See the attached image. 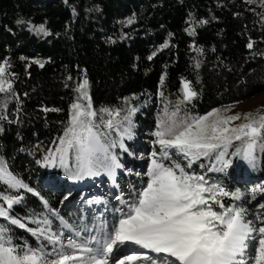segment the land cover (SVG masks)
Masks as SVG:
<instances>
[{
    "label": "trees",
    "instance_id": "1",
    "mask_svg": "<svg viewBox=\"0 0 264 264\" xmlns=\"http://www.w3.org/2000/svg\"><path fill=\"white\" fill-rule=\"evenodd\" d=\"M129 18L132 23H125ZM18 19L24 23L18 24ZM40 24L47 35L32 30V25ZM190 25L192 31H185ZM165 41L167 46L161 47ZM250 41L251 49L247 47ZM5 61L9 73H15L16 96L0 112L7 117L0 119V157L56 210L58 195L41 185L57 169L44 168L36 161L60 134L79 82L88 80L97 110L123 108L125 97L137 108L132 116L134 136L124 141L128 151L116 150L125 158L144 129L155 130L163 101H176L182 79L190 81L198 93L189 105L194 113L264 95V6L261 0H0V63ZM256 156L254 170L233 158L223 172L208 171L212 165L207 159L196 161L192 171L228 190L245 193L236 203L247 209L250 219L248 187L252 181L264 183V150L258 147ZM4 187L0 185V191ZM12 194L23 196L12 214L35 227L24 218L33 213L37 219L45 215L40 197L24 189ZM224 201L232 203L227 197ZM0 226L11 229L14 243L36 246V239L25 229L4 218Z\"/></svg>",
    "mask_w": 264,
    "mask_h": 264
},
{
    "label": "snow or ice",
    "instance_id": "2",
    "mask_svg": "<svg viewBox=\"0 0 264 264\" xmlns=\"http://www.w3.org/2000/svg\"><path fill=\"white\" fill-rule=\"evenodd\" d=\"M261 5L264 6V0ZM17 23L24 21L18 19ZM125 23L131 24L132 19ZM31 27L37 33L48 34L44 24ZM185 31L191 32V25ZM164 46L167 41L161 47ZM247 47H253L251 41ZM9 67L6 61L0 63V94H4L0 112L6 110L7 100L16 96L12 79L15 73L10 74ZM195 67H200L199 61ZM160 80L163 83V75ZM181 84L176 101L165 99L158 113L152 144L159 148L148 153L147 170L143 174L146 181L131 189L130 202L116 197L127 211L123 207L115 208L119 216L114 217L110 227L105 223L94 228L69 224L0 157V185L5 186L0 191V218L25 229L37 241L36 246L26 241L14 243L11 229L0 226V264H157L147 252L125 253L122 246L126 247V242L164 254L160 264H264V216L248 219L247 209L236 203L245 193L240 189L228 190L220 182L192 171L196 161L207 159L212 165L208 171L223 172L232 165L233 158L254 170L256 149L264 150V114L244 113L243 122L234 123L241 120V114H227L228 108L214 107L203 114L191 112L189 105L198 93L190 81L182 79ZM87 86V79L76 85L77 95L60 134L36 161L44 168L59 169L49 177L54 184L61 177L78 182L101 175L113 178L114 182L117 170L124 167L116 150L128 151L124 141L134 136L132 116L137 108L125 97L123 108L105 106L97 110ZM159 95L163 97V92ZM20 189L40 197L48 213L59 219V227L71 231L66 240L60 232L53 231L48 215L37 219L33 213L25 217L24 220L36 225L28 227L12 214L14 206L23 200L22 195H14L12 191ZM257 192L264 193V184L251 190L253 199ZM71 195L67 191L64 199ZM225 197L232 203H225Z\"/></svg>",
    "mask_w": 264,
    "mask_h": 264
},
{
    "label": "rangeland",
    "instance_id": "3",
    "mask_svg": "<svg viewBox=\"0 0 264 264\" xmlns=\"http://www.w3.org/2000/svg\"><path fill=\"white\" fill-rule=\"evenodd\" d=\"M228 109L229 112L227 114H241V120L234 123L242 122L244 113H252L253 115H256L257 113L264 114V95H261L251 101L233 105L228 107ZM152 140V132L147 128L144 129L142 137L139 139V143L133 145L132 151L128 152L125 158L119 157L124 167L117 170L116 173V176L119 174L118 176L120 179L117 190L108 189V182L110 178L107 175L88 178L92 187L90 186L89 188H86V190L81 189L80 185H82L87 179L84 181L73 182L67 181L65 178L61 177L60 182L54 184L50 182L49 177L46 179L44 178L42 180L43 185H41V187L44 190L47 189L54 191L55 194L58 195L56 200L58 204V209L55 210L56 214H58L59 217H63L69 224L75 225L78 228L99 227L102 223H105L110 227L113 223L114 217L119 216V213H116L114 209L122 206L116 197L119 196L122 200L130 202L131 197L129 196V192L131 189L133 187L139 188L141 183L146 181V176L143 174L147 170L146 162L148 153L154 150ZM57 172H59V169H57ZM136 173H141V175L138 176ZM73 183L76 185L74 188L73 186H70ZM261 184L264 183L260 180L252 181L248 187L250 219H255L257 216H264V208L261 207V205H264V193L257 192L254 199L251 196V190ZM69 190L72 195L67 199H64L65 193ZM96 190L99 191L96 192ZM44 199L48 201V207L51 208L49 200L45 197ZM123 208L127 211V208L124 205ZM45 215H48L52 220L53 231L60 232L66 240L67 236L71 234V231L69 229H61L59 227V219L48 213L46 208ZM255 222L259 224L260 221L256 220ZM83 234L84 233H82V235ZM132 248L136 249L134 244L129 247L130 250ZM137 250L142 251V249L138 247ZM155 254L153 255L155 256ZM161 256H164V254ZM156 262L157 264H160L159 260H156Z\"/></svg>",
    "mask_w": 264,
    "mask_h": 264
},
{
    "label": "bare ground",
    "instance_id": "4",
    "mask_svg": "<svg viewBox=\"0 0 264 264\" xmlns=\"http://www.w3.org/2000/svg\"><path fill=\"white\" fill-rule=\"evenodd\" d=\"M116 177L117 176H115L114 177V181H115V179H116ZM111 181L113 182V178H111ZM120 207H123V205L122 206H120ZM124 210H126V209H124ZM131 245H133L131 242H126V247L125 246H122L123 248H124V252L125 253H127V252H130V251H139V250H137V247L139 248V246H137V245H134L135 246V248L136 249H129V247H131ZM152 254H155V253H153V252H151ZM162 254H155V258H154V260L156 261V258H158V260L161 262V257L159 258V256H161Z\"/></svg>",
    "mask_w": 264,
    "mask_h": 264
}]
</instances>
